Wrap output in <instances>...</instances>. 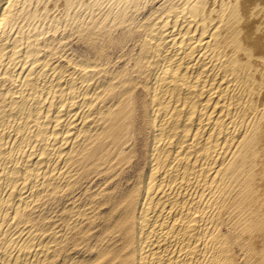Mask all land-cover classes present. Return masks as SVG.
Listing matches in <instances>:
<instances>
[{"label":"bare ground","instance_id":"bare-ground-1","mask_svg":"<svg viewBox=\"0 0 264 264\" xmlns=\"http://www.w3.org/2000/svg\"><path fill=\"white\" fill-rule=\"evenodd\" d=\"M156 1L0 0V60L10 42L6 59L23 45L33 63L38 38L58 25L94 11L117 25ZM139 28L127 75L111 76L106 62L63 70L47 59L1 101L0 264H50L91 208L75 202L67 224L45 231L39 207L82 179L103 180L98 207L118 215L99 249L111 264H264V0H164ZM140 142L145 169L118 195Z\"/></svg>","mask_w":264,"mask_h":264},{"label":"rangeland","instance_id":"rangeland-1","mask_svg":"<svg viewBox=\"0 0 264 264\" xmlns=\"http://www.w3.org/2000/svg\"><path fill=\"white\" fill-rule=\"evenodd\" d=\"M164 0H158L156 2H154L151 5L146 6L143 10H141L140 12L137 13H133L132 17L130 18L128 15L126 16V18L128 17L129 20H127V22H123V23H119L117 25H115V22L113 21H104L103 23H99V17L100 14L102 13H98V11H94L93 13H91L90 15H86V19L85 20H81V21H77L75 20L71 22H67V25L65 26V28L63 27V25H58L57 28L60 26V29L58 28V30L56 29L54 31V33H52L53 31H48L46 32L43 36H40L38 38L37 44L39 42V44L41 45H37L40 48V55L38 53V58L35 62L32 63L33 59H27L24 60L23 59V51H24V46L22 45L21 47L18 46V50L15 49V52H20V53H16L14 55V57H12L13 59H6L8 58V56H10L9 51L11 46H10V42H7V40L5 42L6 44V50L5 53L8 56H4L3 58H1L0 60V64L2 66H0V103L1 101H3L2 103H4V101L8 102V98L9 97H13L14 93H17L18 90H20L24 84H21L25 80L24 75L28 74V71L30 70V68L32 67V71L34 68V71L32 73L31 71V75L28 78L27 83L32 82L36 76V74L38 73L39 69H40V64H54V65H58L60 66V68H62L64 70V68L67 70L68 68H72L74 67L73 64L76 63H80V59L82 60H86L88 61V63H96V62H100L103 65L108 64L109 66H107L105 64L104 69H106L109 73H112L111 76L113 75H118V74H128V72L131 71L134 63L136 62V59L139 55V51H140V46H141V41H140V36L141 34H139L138 32H140L142 29L139 28L140 26H142L145 23H148L149 21H151V19H155L158 16V10L161 7L162 3ZM140 13V14H139ZM55 14H57L55 12ZM95 14V15H93ZM150 15V16H149ZM91 16V17H90ZM137 16V17H136ZM153 17V18H152ZM90 18V20H89ZM93 18V20H92ZM127 18V19H128ZM136 18V19H135ZM82 19V18H81ZM89 20V21H88ZM81 22V24H80ZM84 22V23H83ZM88 22V23H87ZM69 23V24H68ZM71 24V25H70ZM82 25V26H81ZM87 25V26H86ZM98 25V26H97ZM75 26V27H74ZM67 27V28H66ZM74 27V29L72 28ZM64 28V31L62 30ZM139 30L138 32H136V30ZM62 30V31H61ZM72 30V31H71ZM120 30V31H119ZM61 31V32H60ZM98 31V33H97ZM116 31V32H115ZM14 30L12 29L11 33V38L15 37V34L13 33ZM57 32V33H56ZM63 32V33H62ZM13 33V35H12ZM62 33V34H61ZM89 33V34H88ZM92 33V34H91ZM99 33L101 34L99 36ZM52 34V35H51ZM55 34V36H54ZM62 36H61V35ZM70 37H69V35ZM98 35L97 38L96 35ZM111 34V35H110ZM66 35V36H65ZM68 35V37H67ZM114 35V36H113ZM49 36V37H48ZM54 36V37H53ZM112 36V37H111ZM49 41H47L45 38ZM56 37V38H55ZM63 37V38H60ZM74 37V39H73ZM97 39H96V38ZM42 38V39H41ZM61 40H59V39ZM65 38V39H64ZM85 41H83L82 40ZM90 38H93V41H95L96 43H94L93 41L90 40ZM109 38V39H108ZM112 40H111V39ZM52 39H56L55 42H53ZM59 41H58V40ZM86 39V40H85ZM96 39V40H95ZM115 39V41H114ZM31 41L32 38H30ZM44 40V41H43ZM63 40V41H62ZM80 40V42H79ZM90 40V41H89ZM30 41V42H31ZM43 41V42H42ZM46 41V42H45ZM77 41V42H76ZM83 41V42H81ZM98 41V42H97ZM104 41V42H103ZM111 43H110V42ZM52 42V43H51ZM62 42V43H60ZM95 44V50L93 49V51H91V49L93 47L88 46L90 43ZM106 42V43H105ZM44 43H47L46 45L49 46L47 47ZM54 43V44H53ZM102 43V44H101ZM108 43V44H107ZM44 44V45H43ZM53 44V45H52ZM62 46H61V45ZM80 44V45H79ZM84 44V45H82ZM97 44V45H96ZM111 44V45H110ZM120 44V45H119ZM138 44V45H137ZM8 45V47H7ZM51 45V46H50ZM55 45V46H54ZM60 48H57L59 46ZM87 45V46H86ZM105 45V46H104ZM113 45V47H112ZM45 48H44V47ZM65 46V48H64ZM77 46V47H76ZM82 46L84 48H82ZM86 46V47H85ZM108 46V47H107ZM20 47V49H19ZM43 47V48H42ZM55 47V48H54ZM62 47V48H61ZM70 47V48H69ZM88 47H91L88 48ZM102 47V48H101ZM104 47V48H103ZM112 47V48H111ZM119 47V48H118ZM126 47V48H125ZM136 47V48H135ZM9 48V50H8ZM12 49V48H11ZM23 49V50H22ZM43 49V50H42ZM72 49V50H71ZM115 49L117 51H115ZM17 50V51H16ZM45 50V51H44ZM52 50H54V52H52ZM57 50V51H56ZM62 50V51H61ZM84 50V51H83ZM97 50L99 53H101L102 51L103 53L99 55V53H97ZM44 51V52H43ZM49 51V53H48ZM84 53H83V52ZM91 51V52H89ZM108 51V53H106ZM133 51V52H131ZM12 52V51H11ZM61 52V53H60ZM65 52V53H64ZM74 52H75V56L77 58H74ZM96 52V53H95ZM113 52V53H111ZM4 53V52H3ZM56 53V54H55ZM71 53V55H70ZM73 53V54H72ZM82 54V55H78V54ZM106 53V54H105ZM45 54V55H44ZM51 54V55H50ZM63 54V56H62ZM105 54V55H104ZM110 57H108V55ZM114 54V55H112ZM120 54V55H119ZM20 55V57H19ZM44 55V57H43ZM78 55V56H77ZM89 57H88V56ZM92 55V58H91ZM96 55V56H95ZM107 55V56H106ZM123 55V56H122ZM131 55V56H130ZM71 56V58H70ZM98 56V57H97ZM117 56V57H116ZM22 57V58H21ZM53 57V60H52ZM79 57V58H78ZM81 57V58H80ZM86 57V58H85ZM94 57V58H93ZM100 57V58H99ZM104 57V58H103ZM106 57V58H105ZM16 58V59H15ZM41 58V59H40ZM43 58V59H42ZM59 58V59H58ZM73 58V59H72ZM84 58V59H83ZM96 58V59H95ZM108 58V59H107ZM113 58V59H112ZM48 59V60H47ZM78 59V60H77ZM94 59V60H92ZM103 59V60H101ZM6 60H10V61H6ZM14 60V61H13ZM47 60V61H44ZM57 60V61H56ZM68 60V62H67ZM70 60V62H69ZM91 60V61H90ZM98 60V61H97ZM107 60V61H106ZM109 60V62H108ZM76 61V62H75ZM103 61V62H102ZM8 62V63H7ZM31 62V63H30ZM51 62V63H50ZM57 62V63H56ZM60 62V63H58ZM11 63V64H10ZM14 63V64H13ZM26 63V64H25ZM40 63V64H39ZM110 63V64H109ZM114 63V65H113ZM4 64V65H3ZM33 64V65H32ZM38 64V65H37ZM29 65V66H28ZM16 66V67H14ZM39 66V67H38ZM64 66V67H63ZM3 67V68H2ZM7 67V68H6ZM30 67V68H29ZM38 67V68H37ZM68 67V68H67ZM107 67L109 69H107ZM119 67V68H118ZM76 68V67H75ZM114 70H113V69ZM125 70H124V69ZM12 69V70H11ZM112 69V70H111ZM127 69V70H126ZM9 70V71H8ZM11 70V71H10ZM116 70V71H115ZM118 70V71H117ZM114 73H113V72ZM12 72V74H11ZM15 72V73H14ZM118 72V73H117ZM125 72V73H124ZM27 73V74H26ZM3 74V75H2ZM12 75V76H11ZM22 76V77H21ZM2 77V78H1ZM17 78V79H16ZM30 78H32L31 80H29ZM7 80V81H6ZM19 80V81H18ZM6 82V83H3ZM10 83V84H9ZM39 83V82H38ZM21 84V85H20ZM7 85V87H5ZM11 85V87H10ZM15 86V87H14ZM14 87V88H13ZM18 87V88H17ZM25 87V86H24ZM7 89V90H6ZM5 90V91H4ZM12 91V92H11ZM5 92V93H4ZM139 95V96H138ZM144 93H139L137 94V102L139 105V108L143 106L144 103ZM6 96V97H5ZM5 97V98H4ZM8 97V98H7ZM141 97V98H140ZM7 98V99H6ZM3 106V105H2ZM142 133V135H141ZM141 136L139 139L144 142H147L149 140V136L148 134L145 132V129H141L139 135H137V137ZM140 147V148H139ZM137 151L138 149H140L137 152V160L138 163L137 165L131 169V170H127L128 167L125 166V172H126V183L123 184L120 189L118 191H115L116 193L119 194H127L128 191L131 189L134 180L136 179L137 175L139 174V172L142 171V169H145V152H143L144 150V144H142V142H140L137 147H136ZM140 153V154H139ZM141 158H140V157ZM141 162V163H140ZM140 165V166H138ZM128 173V174H127ZM99 180V181H98ZM92 182V184H90ZM75 185V188L73 187L72 189H70L69 191H67V188H64L62 190V192L53 195V197H51L46 204H43L42 206L39 207V209H42L41 212L39 213V215L41 213L42 216H39V219H37V223L38 226L41 228L43 227L44 230V226H45V231H52L53 227L55 225L57 226H63L65 224H67L69 221L67 219H70V213H69V207L71 204H75V202L81 206V207H86V208H91L90 211V215H88L87 217H85V222H83V224L80 226L79 229H75L72 232H70L68 236H66V238L63 239V241L59 244V248H57L58 251H56L55 254V258L53 257L50 264H78V262L81 264H111L108 261L107 257H104L103 259H101L99 257V251L102 249V247H104L105 244V240L107 239L105 236H107V231H109L110 229L114 228V225L116 223V221L118 220V215H116V213H114L112 206L110 204H108L107 206H103V207H98V204L101 202L100 198L98 197L97 194H95L100 187L102 188V183L103 180L101 179H94L93 181H86V179H82L81 181H78ZM83 183V184H82ZM81 184V185H80ZM95 184V186L93 185ZM91 186V187H90ZM88 187V188H87ZM96 188V189H95ZM88 189V191H87ZM90 189V190H89ZM92 189V190H91ZM77 191V193H76ZM92 191V192H91ZM89 193V194H88ZM79 195V196H78ZM87 195V197H86ZM55 196H57L55 198ZM83 197V198H82ZM69 198V199H68ZM87 198V200L85 199ZM93 200H92V199ZM61 199V200H60ZM75 200V201H74ZM78 200V201H77ZM80 200V202H79ZM91 200V201H89ZM96 200V201H95ZM59 201V202H58ZM64 201V202H63ZM100 201V202H99ZM90 204H88V203ZM55 203V204H54ZM60 203V204H59ZM63 203V204H61ZM83 203V204H82ZM92 203V204H91ZM94 203V204H93ZM86 204V205H85ZM49 205H52L49 207ZM57 205V206H56ZM92 205V206H91ZM97 205V206H96ZM45 206V208H44ZM65 208H63V207ZM66 206V207H65ZM96 206V207H95ZM67 208V209H66ZM49 209V210H48ZM58 209V210H57ZM44 210V211H43ZM48 210V211H46ZM94 210V211H93ZM97 210V211H96ZM56 211V213H55ZM114 213V214H113ZM54 214V216H53ZM94 214V216H93ZM46 216V217H45ZM51 216V217H50ZM63 216V217H62ZM65 216V217H64ZM54 217V218H53ZM58 217V218H57ZM90 219H89V218ZM88 218V219H87ZM93 219V220H92ZM113 219V220H112ZM61 222H59V221ZM64 220V221H63ZM56 221V222H55ZM58 221V223H57ZM71 221V220H70ZM45 222V224H44ZM40 223V224H39ZM55 223V225H54ZM43 225V226H42ZM51 225V226H50ZM98 225V226H97ZM83 226V228H81ZM94 226V227H93ZM82 229V230H81ZM75 234V235H74ZM105 235V236H104ZM68 237V238H67ZM70 237V238H69ZM75 237V238H74ZM82 238V239H81ZM89 238V239H88ZM71 239V240H70ZM88 239V240H86ZM107 241V240H106ZM72 242V243H71ZM84 242V243H83ZM104 242V243H103ZM107 243V242H106ZM68 244V246H67ZM88 244V245H87ZM81 245V246H80ZM96 245V246H95ZM92 246V247H90ZM100 246V247H99ZM68 247V248H67ZM62 248V249H61ZM67 249V250H66ZM71 249V250H70ZM85 249V250H84ZM96 249V251H95ZM98 249V250H97ZM100 249V250H99ZM62 250V251H61ZM76 250V251H75ZM82 251V252H81ZM87 251V252H86ZM60 252V253H59ZM72 252V253H71ZM87 253V254H86ZM93 253V254H92ZM77 254V255H76ZM65 257H64V256ZM71 258H69V256ZM95 255V256H94ZM83 256V257H82ZM91 256V257H89ZM77 257L79 258L77 260ZM75 258V259H73ZM87 258V260H86ZM89 258V259H88ZM92 258V260H91ZM66 259V260H65ZM70 259V260H69ZM84 259V260H83ZM65 260V262H64ZM73 260V261H72ZM76 260V261H75ZM90 260V261H89ZM94 260V261H93ZM78 261V262H77ZM82 261V262H81ZM87 261V262H85ZM85 262V263H84Z\"/></svg>","mask_w":264,"mask_h":264}]
</instances>
